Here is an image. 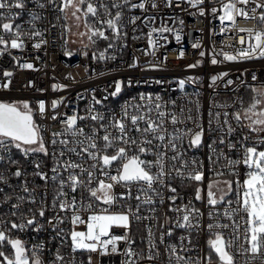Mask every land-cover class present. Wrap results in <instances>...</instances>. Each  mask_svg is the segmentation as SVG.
Returning <instances> with one entry per match:
<instances>
[{"label": "snow or ice", "instance_id": "6c2138e0", "mask_svg": "<svg viewBox=\"0 0 264 264\" xmlns=\"http://www.w3.org/2000/svg\"><path fill=\"white\" fill-rule=\"evenodd\" d=\"M33 2L40 9L47 6L42 0ZM186 2L192 7L204 4V0ZM47 3L56 4V0H47ZM165 3L171 6L172 0H165ZM27 4L28 0H0V56L11 55L13 49L24 51L29 40L38 38L32 45L37 50L47 44L46 30L36 27L41 16L28 10ZM57 7L62 13L73 9L72 15L78 20L81 17L77 13L91 16L92 22H86L88 33L85 35L93 43V37L109 41L108 47L112 48L116 41L127 37L128 25L135 26L141 21L149 27L156 20V17L137 15L125 19V12L139 9L146 13L149 7L156 9L158 4L156 0H60ZM26 10L30 16L27 28L17 23ZM211 12L222 26L221 33L234 30L244 34L229 37L236 39L241 47L235 54L221 51L224 60L264 58V0H221L220 8H212ZM199 14L203 16L205 11L201 8ZM238 18L253 21L256 26L240 28ZM179 23L184 22L180 20ZM166 33H173L177 42L181 40L179 31L162 22L160 27H150L147 35L152 51L146 54L154 56L155 49L163 46L152 38L153 34H158V39H166ZM180 55L182 57L183 52ZM106 58L104 53L98 57L100 60ZM12 59L22 69L37 70L32 63L21 62L16 56ZM218 62L215 57L211 59L213 65ZM197 66L189 65L190 68ZM13 75L11 71L3 73L9 78ZM224 76L227 73L211 77L210 87L215 89L217 81ZM195 79L189 77L187 82ZM232 83L234 81H226L225 87ZM10 84L9 79L0 87L7 89ZM122 84L116 82L115 90L109 95L117 96ZM185 84L183 79L178 81L181 91ZM65 87L52 85L53 91ZM214 97L207 112L206 127L199 99H188L184 106L177 108L175 100H165L158 94H141L140 102L126 103L116 113L97 109V105L103 108V100L108 96L101 100L93 94L86 114L75 111L72 115L64 114L63 118L55 112L63 100H53L51 119L59 120L61 129L51 133L48 144L29 102L0 101V209H3L0 211V264H45L42 259L44 243L29 246L19 233L29 229L42 231L44 225L40 219L47 212L52 213L47 224L56 233L53 239L59 238L61 247L66 241L70 242V252L66 255L58 247L49 264H84L75 255L82 252L118 255L122 257L120 264H142L144 261L156 264L162 258H166L167 264H238L237 255L244 258L242 264H264V148L260 147L264 145V84L253 89L247 105L242 98L232 103H219ZM47 111L46 103L39 101V114L43 116ZM86 120L92 123H80ZM245 130L255 133L256 137L245 134ZM206 132L211 139L207 145L208 159L214 176H235L236 170L243 165L248 170L243 182L213 179L205 192L203 161L189 158L188 151L204 145ZM238 132L239 137L233 141L232 137ZM237 145L240 158L231 159L224 148L232 151ZM40 155L52 161L47 170H44V162L37 159ZM221 160L224 161L222 170L216 169ZM24 162L31 165V172ZM36 178L43 182L42 185L35 183ZM13 179L17 181L15 185L11 183ZM177 180L183 187L195 185L192 199L185 202V197L174 186ZM233 183L237 185L235 190ZM117 186L124 191L116 193ZM41 187L43 191L38 192ZM233 191L235 197L228 199ZM165 192L170 195L165 196ZM165 201L168 202L167 212L157 215L158 206H163ZM197 201L207 207V224H204L205 212L196 206ZM101 204L108 207L100 210ZM116 204H121V211L110 212L109 208ZM142 210L148 214L142 215ZM82 213H89L87 219ZM237 216L239 220L235 219ZM224 219L230 223H221ZM66 221L72 227H60ZM143 221L152 223L144 225L143 247H134L137 241L133 225ZM79 225H85L86 231L77 230ZM114 228L123 229V233L114 234ZM205 229L211 236L210 252L202 255L193 237ZM176 230H183V234L176 242H171ZM87 264H92L91 255Z\"/></svg>", "mask_w": 264, "mask_h": 264}, {"label": "built area", "instance_id": "2783aa9c", "mask_svg": "<svg viewBox=\"0 0 264 264\" xmlns=\"http://www.w3.org/2000/svg\"><path fill=\"white\" fill-rule=\"evenodd\" d=\"M42 2H45L47 5L44 9L38 8L33 0H28L27 9L40 14L41 19L36 22V27L46 30L44 38L47 40V44L42 45L37 50L32 45L38 42V38L37 40H29L26 41V49L24 51L13 49L11 50V55L6 53L0 56V85L9 79L11 80V84L7 89L0 87V101L8 103L29 102L33 109L34 119L41 126V133L44 136L46 144H48L51 138V133L53 131H60L61 129L59 120L53 121L51 119L53 111L50 105L53 100H63V103L55 110L63 118L64 114L72 115L75 111H78L81 115L86 114L88 105L92 103L93 94L97 99L101 100H103L104 96H108L107 100H103V108L97 105V109L105 112L112 110L116 113H119L126 103L140 102L139 98L141 94L152 96L158 94L165 100H175L177 108L184 106L188 99H199L206 127L207 112L214 93L216 102L223 103L228 101L232 103L233 100L242 98L246 105V97L253 93V88L264 84V58L226 61L220 55L221 51L235 54L241 46L237 43L236 39L229 37L244 35L234 30L221 33L222 26L217 16H214L211 12L212 8H220L221 0H204V4L199 7H192L186 0H172L171 6H168L165 0H156L158 7L156 9L149 7L146 13L141 12L139 9L131 13L125 12V19L129 15H137L142 18L145 16L156 17V20L149 27H146L141 21H137L135 26L128 25L126 28L127 37L122 41H116L112 48L108 47L109 41L93 37L95 40V43H93L89 40L88 35L86 42L74 45L67 18L57 7L60 0H56V4L47 3V0H42ZM133 2H139V0H133ZM201 8L205 11V15L203 16L199 14ZM84 17V19H87L86 22H92L91 16ZM29 19V11L26 10L22 12L17 23H21L27 28V21ZM180 20L184 22L182 25L179 23ZM162 22L179 31L181 40L177 42L173 33L164 34L166 39H158V34H153L152 38L158 40V43L163 46L155 49L154 56L146 54L152 51L147 35L150 27H160ZM238 26L240 28H253L256 25L253 21L238 18ZM96 27H100V25H96ZM133 27H135V32L133 31ZM106 34L110 33L106 32ZM125 44L126 47L123 46ZM193 44H199L200 46L193 47ZM181 52H183L182 57L180 55ZM201 52L204 53L203 56ZM100 53H104L107 58L104 60L98 59ZM13 56L19 58L21 62L32 63L37 70L33 71L18 67L16 61L12 59ZM113 56L115 59L111 58ZM213 57L220 62L213 65L211 63ZM192 64H198V66L190 68L189 65ZM153 65L156 67H153ZM5 71H11L14 75L10 78L4 77L3 73ZM224 73H227V76H224L221 81H217V87L215 89L210 87L211 77ZM253 76L256 77V80H253ZM189 77L196 79L194 82H187ZM182 79L186 81L183 91L178 86V81ZM228 80L234 81V83L225 87V82ZM30 81L32 82L31 86H29ZM157 81H162L163 83H157ZM116 82H123L122 90L117 96L113 97L109 93L115 90ZM129 82H131V86H129ZM53 84L64 85L66 87L63 90L53 91ZM197 93L198 96L195 95ZM39 101H44L46 106H48V111L43 116L38 112ZM216 110L219 109H214V111ZM231 110L229 109V111ZM80 123L90 124L92 122L86 120ZM189 127H191L190 124ZM245 134H249L253 138L256 137L255 133H248L247 130H245ZM239 135L240 133L238 132L233 136V141ZM209 143H211V139L206 132L204 145L201 148H194L188 151L189 158L203 161L205 176L203 187L205 192L207 191L208 183L213 179L218 181L226 179L235 181L239 179L243 182L248 171L243 165L236 170L237 175L235 176L228 174L214 176L211 170L213 166L208 159L210 152L207 145ZM260 147L264 148V145ZM224 152L231 159L240 158L239 145H237V149L232 151L224 148ZM17 158H20L18 154ZM148 158L151 159L152 157ZM37 159L44 162V170L51 167L52 161L49 157L40 155ZM24 163L28 171L31 172V165L27 162ZM223 164L224 161L221 160L215 166L216 169L222 170ZM113 174H115L114 171ZM28 179L32 180V177L29 176ZM11 183L15 185L17 181L13 179ZM35 183L42 185L43 182L36 178ZM174 186H177L180 194L185 197V202L188 199H192L195 188L194 184L189 187H183L180 185L179 180H177L174 182ZM220 186L223 187V184ZM236 188L237 185L233 183V189L235 190ZM5 191L10 192L11 189L5 188ZM37 191L42 192L43 187ZM115 191L116 193H120L124 189L117 186ZM164 194L165 196L170 195L167 192ZM234 197L235 191L227 198L233 199ZM131 203L134 204L135 201H131ZM179 203L180 201L178 200L177 204ZM195 203L197 207L205 212L204 224H207L206 205L199 201ZM4 207L6 208L7 205ZM104 207L108 206L101 204L100 210ZM158 207L159 211L157 215L167 212L168 202L165 201L163 206ZM2 210L0 209V211ZM109 211H121V204L110 207ZM88 214L82 213L85 219H87ZM141 214L147 215L148 213L142 210ZM50 215L52 213L47 212L43 219L38 218L44 225L42 231L33 232L29 229L27 232L19 233V237L25 240L29 246L39 242L44 243L45 250L42 254V259L45 264H49L52 254L58 247L66 255L70 252L69 241H66L61 247L60 239H53L56 233L47 224V218ZM168 215L173 216V213H168ZM240 215L243 214L241 213ZM235 219L239 220V216L235 217ZM150 223L152 222L143 221L138 225H133V236L137 241L134 247H143L141 241L146 236L144 225ZM221 223L230 222L224 219L221 220ZM60 227L68 229L72 226L66 221ZM77 230L86 231V226L79 225ZM112 231L117 235L123 233V229L119 228H114ZM181 234H183V230H176L171 238V242H176L177 237ZM210 238V233L206 229L193 237L194 245L202 255L210 252L208 247ZM120 247L123 248L124 245L121 244ZM161 252L163 253V249H161ZM190 254L195 255L196 253ZM75 255L77 256V260H83L84 264H87L89 255L92 256V264H120L122 259L118 255L101 256L99 253L89 254L82 252ZM213 259L215 262L214 254ZM236 259L238 264H242L244 258L237 255ZM142 264H147V262L144 261ZM156 264H167L166 258H162ZM254 264H258V262H254Z\"/></svg>", "mask_w": 264, "mask_h": 264}, {"label": "rangeland", "instance_id": "374dc122", "mask_svg": "<svg viewBox=\"0 0 264 264\" xmlns=\"http://www.w3.org/2000/svg\"><path fill=\"white\" fill-rule=\"evenodd\" d=\"M73 9L69 8L65 14L69 27H70V33H71V39L74 45L82 44L86 42L85 33H88V27L86 26V21L84 19V15L81 13H77L81 18L78 20L76 17L72 15ZM256 88V87H254ZM253 88V89H254ZM253 93L250 95L252 97ZM250 100L247 102L249 103Z\"/></svg>", "mask_w": 264, "mask_h": 264}, {"label": "trees", "instance_id": "16d2710c", "mask_svg": "<svg viewBox=\"0 0 264 264\" xmlns=\"http://www.w3.org/2000/svg\"><path fill=\"white\" fill-rule=\"evenodd\" d=\"M84 18H85V17H84ZM85 21H87V19H85ZM249 100H251L250 95H248V96L246 97V105H247V102H248Z\"/></svg>", "mask_w": 264, "mask_h": 264}]
</instances>
